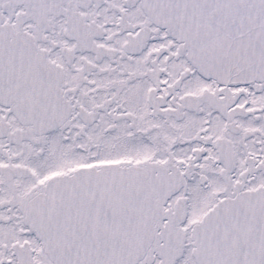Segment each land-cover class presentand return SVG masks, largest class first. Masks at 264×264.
Listing matches in <instances>:
<instances>
[{"label": "snow or ice", "instance_id": "1", "mask_svg": "<svg viewBox=\"0 0 264 264\" xmlns=\"http://www.w3.org/2000/svg\"><path fill=\"white\" fill-rule=\"evenodd\" d=\"M0 264H264V0H0Z\"/></svg>", "mask_w": 264, "mask_h": 264}]
</instances>
